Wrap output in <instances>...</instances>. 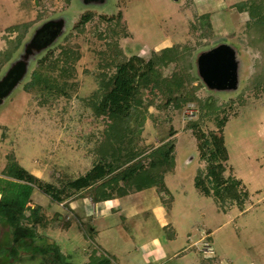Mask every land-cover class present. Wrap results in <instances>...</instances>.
Returning <instances> with one entry per match:
<instances>
[{"label": "rangeland", "instance_id": "rangeland-1", "mask_svg": "<svg viewBox=\"0 0 264 264\" xmlns=\"http://www.w3.org/2000/svg\"><path fill=\"white\" fill-rule=\"evenodd\" d=\"M224 1L221 15L212 12L211 29L204 30L191 28L198 21L196 10H180L190 6L189 0H0V51L9 50L8 42L21 36L10 58L0 57V82L15 65L24 66L21 79L0 99V173L13 153L30 174L59 187L71 179L63 178L64 168L72 179L86 175L92 164L84 157L85 139L94 132L101 139L107 123L94 117L89 100L99 87V76L106 74V80L117 64L132 56L145 62L152 54L160 55V50L186 48L181 61L176 59L167 69L155 68L153 93L141 89L143 102L137 108L141 124H131L141 127L139 160L144 164L152 150L173 143L174 168L163 176L167 192L153 188L117 198L116 208L108 211L86 202L85 192L60 206L34 190L31 204L39 207L48 226H37L39 237L28 240L29 246H17L11 243L7 227L0 224V264H51L52 257L35 248L46 244L57 246L73 264H88L98 255L116 264H264V32L245 26L259 10L264 12V2L259 9L244 12L245 22L240 25L236 15L226 13L245 1ZM86 12L92 13V19L83 31L75 30ZM199 12L205 14L202 9ZM205 22L201 20V25ZM49 24H59L56 38L33 44ZM13 26H19V31H12ZM227 29L233 31L226 33ZM68 46L79 55L73 64L79 89L71 99L50 101L26 92L37 62L47 52L58 54ZM220 47L229 48L234 56L232 87L211 85L198 69L200 57ZM177 70L193 101L166 105L176 94L167 88ZM206 103L214 108L205 107ZM222 119L229 156L224 175L240 180V189L248 193L242 209L225 206L226 213L218 212L211 193L197 188L200 180L203 188H210L197 132H218L217 121ZM55 214L57 218L51 221ZM217 227L222 228L210 243L201 239ZM205 243L213 248L214 260L203 256ZM243 250L245 257L233 259ZM205 251L211 253L209 247Z\"/></svg>", "mask_w": 264, "mask_h": 264}, {"label": "trees", "instance_id": "trees-1", "mask_svg": "<svg viewBox=\"0 0 264 264\" xmlns=\"http://www.w3.org/2000/svg\"><path fill=\"white\" fill-rule=\"evenodd\" d=\"M263 2L264 0H247L239 4L237 10L250 12L252 9H259ZM92 17L91 12L84 13L74 29L83 31ZM119 17L121 18L120 14ZM196 18L198 21L193 22L191 28L211 29L208 15ZM253 18V21L249 20L245 26L255 29L257 33L264 32V12L259 10L257 16ZM201 20L206 22L201 25ZM107 21L111 22L112 19L109 18ZM10 29L16 32L19 31V26H13ZM20 39L21 36L18 34L15 40L8 42L9 50L0 51V57L3 56L4 60H8L13 51L17 50ZM185 50V47L181 50L179 48L163 49L160 50V55L152 54L145 62L140 56H132L127 61L117 64L115 72L106 80L103 79L106 78V74L99 76L101 79L98 83L99 87L89 100L92 101L94 117L96 119L102 117L108 124L104 125L101 139L97 132L89 134L85 139L86 156L90 159L92 168L83 177L72 179V175H69L64 168L66 173H63V178L71 179L59 187L55 182L48 183L30 174L19 165L13 153L7 156V163L0 173V224L7 227L11 243L17 246L19 244L29 246V243H26L28 240L33 241L39 237L37 226L40 228H45L44 224L48 226L49 221L44 218L39 207L31 206L34 190H38L51 201L62 205L77 199L83 192L93 204L153 188L162 193L167 192L163 176L172 172L174 168L173 143L166 142L152 150L147 154V163L144 164L139 160L142 153L138 141L141 127L134 128L131 124L132 122L135 125L141 124L137 108L143 102L142 90L146 89L147 93H153L154 77L158 76L155 68L167 69L176 59L178 62L181 61V51ZM55 53V51L47 52L37 62L30 81L24 88L26 92H33L50 101H55L59 97L71 99L72 93L79 89L73 67L79 55L69 46L62 48L58 54ZM178 62L175 67L180 69L181 66L177 67ZM175 73L167 89L169 92L173 90L176 94L172 99L167 100L166 105L170 101H193L185 92L184 78L182 75H177L178 70ZM95 96L97 99H94ZM175 105L177 106V103ZM205 107L214 108L213 104L208 103ZM225 122L223 119L217 121L218 132L210 131L208 134L197 132L196 138L200 141L198 144L200 159L206 164L205 179L211 192L202 187L201 180L197 182V188L202 193L209 195L211 193L220 209L232 205L242 209L248 193L240 189V180L224 175L229 160L222 131ZM194 127H196L195 124L191 125L192 130ZM92 141L93 144H91ZM59 175L58 178H62ZM55 218L57 214L51 221ZM68 226L65 225L64 228L67 229ZM35 248L41 255H50L51 264H73L68 262L67 257L62 255L55 245L46 244L45 247L36 246ZM10 252L14 254V248H11ZM88 264L116 263L103 255H98L94 256Z\"/></svg>", "mask_w": 264, "mask_h": 264}, {"label": "water", "instance_id": "water-1", "mask_svg": "<svg viewBox=\"0 0 264 264\" xmlns=\"http://www.w3.org/2000/svg\"><path fill=\"white\" fill-rule=\"evenodd\" d=\"M59 24H49L42 29L35 44L41 45L52 41L58 35ZM198 69L202 78L211 85L221 87L234 86L236 65L234 56L227 47H220L200 57ZM24 72L22 64L15 65L6 78L0 82V99L21 79Z\"/></svg>", "mask_w": 264, "mask_h": 264}, {"label": "crops", "instance_id": "crops-1", "mask_svg": "<svg viewBox=\"0 0 264 264\" xmlns=\"http://www.w3.org/2000/svg\"><path fill=\"white\" fill-rule=\"evenodd\" d=\"M242 1H246V0H240L239 2H242ZM227 2H225L224 0H189V2H188V4L190 5V6H188L187 8H180V10H181V12H184V13H186V10H192V9H194V11L196 10V12L194 13L196 16H201V15H208L209 16V19L213 16V14L211 15V13L212 12H215V13H218V12H220L219 14L221 15V12H222V10H223V5L222 4H226ZM219 7H220V9H219ZM200 9H202L203 11H205L204 13L205 14H202L201 12H199V10ZM198 11V12H197ZM207 12V13H206ZM231 12L233 13V14H231ZM209 13V14H208ZM226 15L227 16H231V17H233V16H235L236 15V21H237V24H240V25H242L244 22H245V20H243V17L245 16V13L243 12V11H238L237 10V8L236 7H233V8H231L230 9V12L229 13H226ZM215 17H216V15H215ZM223 17V16H222ZM224 23V22H223ZM225 26V25H224ZM234 29H236V28H234ZM228 30V32H226V33H229L232 29H227ZM226 30V31H227ZM233 31V30H232ZM224 34V33H223ZM168 41H165L164 42V44H166ZM163 45V44H162ZM161 49V48H160ZM76 149H80L81 150V148H80V146L79 145H77L76 146ZM75 152H77V153H79V151H76V150H74ZM81 151H83V150H81ZM58 153V152H57ZM60 153V152H59ZM84 157L86 158V159H88L87 158V156H86V153L84 154ZM56 158H58V156L56 157ZM150 190V189H149ZM141 192H143V191H140V192H136V193H133V194H130V195H128V196H131V195H134V194H138V193H141ZM33 195V194H32ZM127 197V196H126ZM83 198H85L86 199V202H90V203H92L86 196H84ZM76 200V199H75ZM110 203H116V205H113V204H110ZM110 204V205H109ZM117 204H118V202H117V200L116 199H113V200H111V201H106V202H103V203H98L97 205H100V206H103V208L105 209V210H110V211H112L113 209H115L116 208V206H117ZM31 206L33 207V206H35V205H32L31 204ZM60 206H61V204H60ZM217 209H218V212H224V213H226L227 211H225L224 209H220L219 207H218V205H217ZM224 210V211H223ZM242 211V210H241ZM222 227H217V228H215V229H212V230H210L209 232H208V234L207 235H205V236H203V237H201V239L202 238H206L205 240L207 241V242H209L210 243V240L212 241V238H213V236L216 234V232L217 231H219V229H221ZM200 239V240H201ZM206 247L208 248H210L211 249V253H207L206 251H205V249H206ZM205 249H204V253L202 252V254H203V256L205 257H209L208 259L210 260V259H212V260H214V255H215V253H214V250H213V248L211 247V245H208V243H205ZM246 256V250H243V251H240L237 255H235L234 256V258L233 259H238V258H241V257H245ZM212 257V258H211ZM205 259V258H204Z\"/></svg>", "mask_w": 264, "mask_h": 264}, {"label": "flooded vegetation", "instance_id": "flooded-vegetation-1", "mask_svg": "<svg viewBox=\"0 0 264 264\" xmlns=\"http://www.w3.org/2000/svg\"><path fill=\"white\" fill-rule=\"evenodd\" d=\"M45 27H46V26H45ZM45 27H44V28H45ZM44 28H43V29H44ZM39 33H40V31H39ZM39 33L37 34V36L35 37V39H33V44H35V41H36L37 37L39 36ZM35 45H36V44H35ZM36 46H37V45H36Z\"/></svg>", "mask_w": 264, "mask_h": 264}]
</instances>
